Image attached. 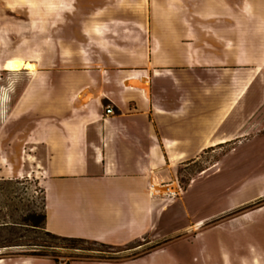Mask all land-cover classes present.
Here are the masks:
<instances>
[{"label": "crops", "instance_id": "crops-1", "mask_svg": "<svg viewBox=\"0 0 264 264\" xmlns=\"http://www.w3.org/2000/svg\"><path fill=\"white\" fill-rule=\"evenodd\" d=\"M42 5L6 36L4 68L22 58L43 75L26 79L0 130V180L36 178L45 229L126 256L198 225L259 226L264 207L234 213L264 199V0ZM27 164L41 169L24 176ZM206 234L194 240L207 253Z\"/></svg>", "mask_w": 264, "mask_h": 264}, {"label": "rangeland", "instance_id": "rangeland-1", "mask_svg": "<svg viewBox=\"0 0 264 264\" xmlns=\"http://www.w3.org/2000/svg\"><path fill=\"white\" fill-rule=\"evenodd\" d=\"M44 0H0V130L8 124L6 116L13 112L23 84L30 76H42L36 69L26 71L16 70L11 64L4 68L5 60L15 56L6 52L9 39L6 37L13 29L14 20L26 18L31 14L43 15ZM40 6L43 7L41 9ZM6 38L8 40H6ZM4 45V47H3ZM18 55V54H17ZM23 56V55H21ZM25 56V55H24ZM27 56V55H26ZM20 84V85H19ZM1 141L7 142L10 135L0 134ZM0 149V155L3 154ZM12 158L34 153L10 150ZM43 153V150L35 151ZM31 161L32 158H29ZM33 161V160H32ZM1 168V165H0ZM15 167V169H17ZM24 176L41 167L27 164L22 167ZM190 173L181 169L180 182L185 188L190 179ZM264 207V199L242 207L235 215H241L253 209ZM44 191L34 177L33 179L0 180V264H84L110 262L113 264H264V214L260 217L259 226L243 229L223 228L219 221L210 224L206 231H189L179 233L176 242H167L148 246L147 253L123 255V247L88 240L85 242H70L53 237L45 228L34 227L29 220L33 216L44 214ZM264 213V209L260 211ZM200 230V229H199ZM207 232L206 239L212 247L205 252V244L199 240L198 233ZM202 239V238H201ZM196 243H195V242ZM198 241V242H197ZM228 242V249L222 242ZM134 246V245H133ZM161 249L158 254L149 255L152 251ZM215 254L214 260L210 255ZM229 254L226 259L224 253ZM194 255H197L194 257ZM143 257L142 259H140ZM173 257L182 261H174ZM194 257V261H193ZM199 258V259H198ZM127 260V261H126Z\"/></svg>", "mask_w": 264, "mask_h": 264}, {"label": "trees", "instance_id": "trees-1", "mask_svg": "<svg viewBox=\"0 0 264 264\" xmlns=\"http://www.w3.org/2000/svg\"><path fill=\"white\" fill-rule=\"evenodd\" d=\"M43 211H44V214H43L42 217L33 216L31 219H25V222H27V220H29L34 227H43V228H45V219H46L45 208H43ZM49 233L51 235H53V237H55V238H59V239H62L64 241H70V242H73V243L74 242H85V241H87V239H84V238L66 237V236L56 235V234H53L51 232H49Z\"/></svg>", "mask_w": 264, "mask_h": 264}, {"label": "bare ground", "instance_id": "bare-ground-1", "mask_svg": "<svg viewBox=\"0 0 264 264\" xmlns=\"http://www.w3.org/2000/svg\"><path fill=\"white\" fill-rule=\"evenodd\" d=\"M11 66L14 68V69H16V70H19V69H22V68H24V67H26V68H30V69H34V67H35V65L32 63V62H30V61H25V60H23L22 58H15L13 61H12V64H11ZM155 187V186H154ZM154 187H153V189H154ZM176 192L174 189H172L171 187H168L167 189H166V192ZM165 192V193H166ZM204 223H202L201 225H203ZM199 229H201V226L200 225H198L197 227H195V228H191L189 231H196V230H199Z\"/></svg>", "mask_w": 264, "mask_h": 264}, {"label": "built area", "instance_id": "built-area-1", "mask_svg": "<svg viewBox=\"0 0 264 264\" xmlns=\"http://www.w3.org/2000/svg\"><path fill=\"white\" fill-rule=\"evenodd\" d=\"M112 112H113L112 107H108V108H107V113L110 114V113H112ZM169 194L172 195V196H175L177 193H176V192H169Z\"/></svg>", "mask_w": 264, "mask_h": 264}]
</instances>
